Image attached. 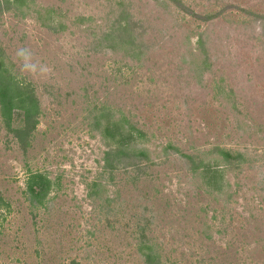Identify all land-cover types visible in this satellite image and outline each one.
<instances>
[{"label": "rangeland", "instance_id": "rangeland-1", "mask_svg": "<svg viewBox=\"0 0 264 264\" xmlns=\"http://www.w3.org/2000/svg\"><path fill=\"white\" fill-rule=\"evenodd\" d=\"M0 264H264V0H0Z\"/></svg>", "mask_w": 264, "mask_h": 264}, {"label": "clouds", "instance_id": "clouds-1", "mask_svg": "<svg viewBox=\"0 0 264 264\" xmlns=\"http://www.w3.org/2000/svg\"><path fill=\"white\" fill-rule=\"evenodd\" d=\"M14 60L18 64L20 72L31 77L46 78L52 72V68L36 59L32 49L26 46H19L15 49Z\"/></svg>", "mask_w": 264, "mask_h": 264}]
</instances>
